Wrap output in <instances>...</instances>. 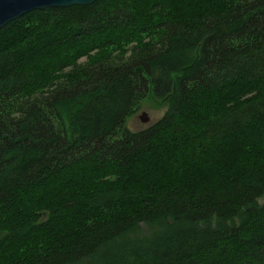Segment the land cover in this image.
<instances>
[{"label": "trees", "instance_id": "16d2710c", "mask_svg": "<svg viewBox=\"0 0 264 264\" xmlns=\"http://www.w3.org/2000/svg\"><path fill=\"white\" fill-rule=\"evenodd\" d=\"M146 98L166 110L131 130ZM0 264H264V0L2 27Z\"/></svg>", "mask_w": 264, "mask_h": 264}, {"label": "water", "instance_id": "95a60500", "mask_svg": "<svg viewBox=\"0 0 264 264\" xmlns=\"http://www.w3.org/2000/svg\"><path fill=\"white\" fill-rule=\"evenodd\" d=\"M94 1L97 0H0V29L30 11L48 7L87 5ZM140 119L142 122L147 121L145 115H141Z\"/></svg>", "mask_w": 264, "mask_h": 264}, {"label": "rangeland", "instance_id": "374dc122", "mask_svg": "<svg viewBox=\"0 0 264 264\" xmlns=\"http://www.w3.org/2000/svg\"><path fill=\"white\" fill-rule=\"evenodd\" d=\"M165 110L166 104L164 102L156 98H146L141 101L137 112L127 120L126 125L131 130L141 129L160 118ZM141 115H145L146 122L141 121Z\"/></svg>", "mask_w": 264, "mask_h": 264}]
</instances>
